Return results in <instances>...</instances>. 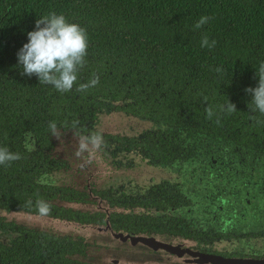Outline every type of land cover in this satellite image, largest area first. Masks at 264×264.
I'll use <instances>...</instances> for the list:
<instances>
[{
	"label": "flooded vegetation",
	"instance_id": "1",
	"mask_svg": "<svg viewBox=\"0 0 264 264\" xmlns=\"http://www.w3.org/2000/svg\"><path fill=\"white\" fill-rule=\"evenodd\" d=\"M149 73L99 69L81 97L49 85L0 117L21 154L0 165V264H264V114ZM94 134L89 162L77 141Z\"/></svg>",
	"mask_w": 264,
	"mask_h": 264
},
{
	"label": "trees",
	"instance_id": "2",
	"mask_svg": "<svg viewBox=\"0 0 264 264\" xmlns=\"http://www.w3.org/2000/svg\"><path fill=\"white\" fill-rule=\"evenodd\" d=\"M51 12L87 29L88 55L79 71L86 83L103 68L128 77L147 69L197 85L200 102L210 95L216 104L251 101L245 89L257 85L264 62V0H0V117L17 116L20 100L52 93L35 75H21L17 60L35 21ZM201 16L210 19L196 29ZM204 36L215 46L201 47Z\"/></svg>",
	"mask_w": 264,
	"mask_h": 264
},
{
	"label": "clouds",
	"instance_id": "3",
	"mask_svg": "<svg viewBox=\"0 0 264 264\" xmlns=\"http://www.w3.org/2000/svg\"><path fill=\"white\" fill-rule=\"evenodd\" d=\"M210 17L201 16L196 22L195 28L199 29L208 23ZM27 42L17 52L18 65L22 67L21 75L29 77L35 75L39 83L52 85L57 91L67 93L73 90L77 84L79 71L85 66L88 55L89 35L87 29L79 23L69 22L63 14L51 12L35 21V29L27 33ZM215 40L209 42L204 36L201 47H214ZM221 72V68L216 69ZM258 83L255 87H247L245 91L251 95L253 111L264 114V62L259 66ZM99 82V77L91 79L87 83H80L76 87L77 92H85ZM206 99V98H205ZM222 110L232 113L237 110L235 103L228 99ZM209 118L213 115L211 107L206 109ZM53 135H56L57 128L54 123L49 124ZM31 133L26 134L25 149L35 150L34 144L29 142ZM76 155H88V161L95 157L96 151L103 143L102 136L94 134L91 136H80L78 138ZM21 159L19 152L10 151L7 147H0V165H10L12 162ZM46 183L45 177L38 181ZM50 205L45 201H37V217L42 218L49 215Z\"/></svg>",
	"mask_w": 264,
	"mask_h": 264
}]
</instances>
